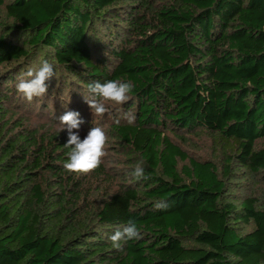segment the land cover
I'll list each match as a JSON object with an SVG mask.
<instances>
[{"label":"trees","instance_id":"trees-1","mask_svg":"<svg viewBox=\"0 0 264 264\" xmlns=\"http://www.w3.org/2000/svg\"><path fill=\"white\" fill-rule=\"evenodd\" d=\"M1 8L0 264H264V198L233 189L245 185L235 181L242 173L264 178V0H0ZM45 60L54 76L28 102L16 85ZM117 79L134 89L125 104L107 105L108 131L135 155L127 161H144L147 179L126 174L92 211L82 174L63 168L68 135L38 133L8 111L30 103L54 124L67 111L81 118L88 85ZM202 132L221 171L193 160L179 168L187 158L173 139ZM158 200L167 208L154 210ZM128 221L142 238L116 250L108 237Z\"/></svg>","mask_w":264,"mask_h":264},{"label":"clouds","instance_id":"clouds-1","mask_svg":"<svg viewBox=\"0 0 264 264\" xmlns=\"http://www.w3.org/2000/svg\"><path fill=\"white\" fill-rule=\"evenodd\" d=\"M25 75L27 80L21 78L16 85L18 93L28 101L32 102L34 97H42L47 93V81L53 78L54 70L52 64L47 60L43 61L41 66L33 71L28 70ZM132 82H122L120 80H109L104 83L95 82L88 85L90 96L84 98V102L89 107L92 116L103 117L109 108L108 104L123 105L130 99V93L133 91ZM122 119L132 124L135 115L132 112L123 114ZM60 131H67V143L64 145L70 148L68 159L63 164V168L68 173L88 174L96 170L103 162L106 155L105 146L108 137L99 127H92L85 138L81 140L79 129L84 123L80 118V113L76 111H67L59 117ZM120 123V119L114 121ZM76 130V131H73ZM130 177L135 181L147 179L144 168V161L138 162L133 170L129 173ZM166 200H158L154 202V210H164L167 208ZM141 233L134 221H128L126 226L115 231L108 237L111 246L120 250L124 244L129 241L141 239Z\"/></svg>","mask_w":264,"mask_h":264},{"label":"rangeland","instance_id":"rangeland-1","mask_svg":"<svg viewBox=\"0 0 264 264\" xmlns=\"http://www.w3.org/2000/svg\"><path fill=\"white\" fill-rule=\"evenodd\" d=\"M5 20L4 10L0 9V22ZM5 68H0V74ZM53 101V100H52ZM30 105V107H29ZM107 106V105H106ZM81 118L84 123L79 129V136L81 140L85 138L87 133L92 127L101 128L108 137V141L105 146L106 155L103 157V162L100 165L102 175H97L96 170L80 175V183L84 185V192L89 196L86 208L89 207L92 211H95L106 195L117 191L119 188V183L122 182L124 176L132 171L138 160L134 159L127 161L126 159H132L134 156L129 155L127 149H123L120 143H117L114 138L110 135L108 131L109 118H107L109 113H106L103 117L92 116L89 107L82 109ZM10 114L8 117L11 118L13 122L24 120V126L29 129H33L38 133L46 134H64L68 135L67 131H60L58 123L49 122V119L44 115V113L39 114L36 109L32 108L29 103L25 109H15L9 110ZM76 131V130H73ZM169 136V133H166ZM182 136L183 140H177L174 138V142L181 148L185 154L187 160L179 162V168L182 165L189 166V160H193L197 163L202 164H214L215 167L221 171L222 168V156L220 152L216 149L211 137L207 133H181L177 137ZM264 141V139L260 140ZM131 167V168H128ZM49 179V176H47ZM236 182L245 183L240 187L237 185L233 186L236 189L235 193L244 196H254L257 198H264V178L261 174L255 175L254 177L247 175V173H242L235 179ZM238 189L242 191H238ZM82 210L84 207L81 208ZM89 215L88 217H90ZM84 221H88V218H84ZM252 230V226H248L245 232Z\"/></svg>","mask_w":264,"mask_h":264}]
</instances>
